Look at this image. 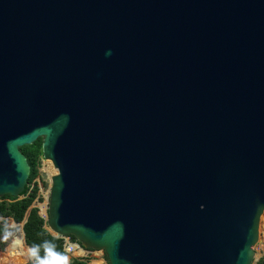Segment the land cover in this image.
Instances as JSON below:
<instances>
[{
    "label": "water",
    "instance_id": "obj_1",
    "mask_svg": "<svg viewBox=\"0 0 264 264\" xmlns=\"http://www.w3.org/2000/svg\"><path fill=\"white\" fill-rule=\"evenodd\" d=\"M39 138L55 236L109 264H255L264 0H0V197Z\"/></svg>",
    "mask_w": 264,
    "mask_h": 264
},
{
    "label": "trees",
    "instance_id": "obj_2",
    "mask_svg": "<svg viewBox=\"0 0 264 264\" xmlns=\"http://www.w3.org/2000/svg\"><path fill=\"white\" fill-rule=\"evenodd\" d=\"M21 150L29 161L31 173L20 197L11 195L0 197V234L10 232L7 225L8 219L20 224L27 218L23 229L25 243L32 249L33 264H65L67 252L64 239L61 236H55L46 228L45 218L41 215L39 208L34 205L39 190L36 178L40 175L39 169L43 157L42 138L21 147ZM71 239L77 242L74 235H71ZM3 247L4 243L1 244V248ZM78 248L81 254L85 253L83 248ZM67 264H88V260L85 257H72ZM255 264H264V255Z\"/></svg>",
    "mask_w": 264,
    "mask_h": 264
},
{
    "label": "rangeland",
    "instance_id": "obj_3",
    "mask_svg": "<svg viewBox=\"0 0 264 264\" xmlns=\"http://www.w3.org/2000/svg\"><path fill=\"white\" fill-rule=\"evenodd\" d=\"M39 171L40 175L36 178L39 190L34 205L39 208L41 214H46L50 199L52 176L56 173L52 161L44 157H42ZM7 225L10 228V232L0 234V264H33L32 249L25 243L23 236V223L18 224L12 219H8ZM259 232V239L254 247L256 257L264 255V213L261 216ZM2 243H4L3 248H1ZM75 245L77 244H74L76 250L67 254L65 264H67L72 257H85L88 260V264H92L94 260L101 261L102 264H109L104 249L88 246L84 247L81 244L80 247L85 250V253L81 254L78 245Z\"/></svg>",
    "mask_w": 264,
    "mask_h": 264
},
{
    "label": "built area",
    "instance_id": "obj_4",
    "mask_svg": "<svg viewBox=\"0 0 264 264\" xmlns=\"http://www.w3.org/2000/svg\"><path fill=\"white\" fill-rule=\"evenodd\" d=\"M64 239V245H65V250L67 254H70L72 251H75L76 249L74 248L75 242L72 241L71 236H61ZM78 245V244H77ZM78 247H80L78 245Z\"/></svg>",
    "mask_w": 264,
    "mask_h": 264
},
{
    "label": "bare ground",
    "instance_id": "obj_5",
    "mask_svg": "<svg viewBox=\"0 0 264 264\" xmlns=\"http://www.w3.org/2000/svg\"><path fill=\"white\" fill-rule=\"evenodd\" d=\"M49 160V159H48ZM53 163V162H52ZM75 246H77V245H75ZM92 264H102V262L101 261H98V260H94L93 262H92Z\"/></svg>",
    "mask_w": 264,
    "mask_h": 264
},
{
    "label": "crops",
    "instance_id": "obj_6",
    "mask_svg": "<svg viewBox=\"0 0 264 264\" xmlns=\"http://www.w3.org/2000/svg\"><path fill=\"white\" fill-rule=\"evenodd\" d=\"M67 256V255H66Z\"/></svg>",
    "mask_w": 264,
    "mask_h": 264
}]
</instances>
